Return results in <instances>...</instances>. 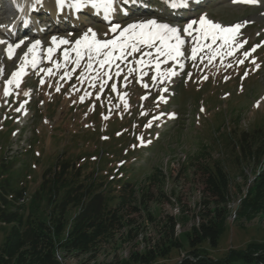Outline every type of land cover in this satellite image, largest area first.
<instances>
[{"label":"rangeland","instance_id":"obj_1","mask_svg":"<svg viewBox=\"0 0 264 264\" xmlns=\"http://www.w3.org/2000/svg\"><path fill=\"white\" fill-rule=\"evenodd\" d=\"M230 2L208 0L206 5L199 4L204 8L200 11L222 26L248 22L238 36V42L247 41L244 48L223 60L217 56L211 63L207 57L201 63L203 55L200 54L195 62L181 58L182 69L175 62L164 64L162 70L171 68L178 73L164 85L151 81L154 69H145L148 76L143 80L139 79V73L130 76L126 82L123 76L114 77L102 94L99 92V81L97 88L93 89L88 80L81 82L77 79L80 69L73 73L70 80H60L64 71L74 67L69 65L66 69H55L56 62L63 63L65 46H62L52 62L44 55L39 68L35 71L29 68L30 75L23 77L20 89L13 86V95L6 100L3 96L5 82L18 69H13V60L7 59L6 52L3 54L0 48V67L4 69L0 75V166L5 168L3 176L11 177L12 190H23L25 201L17 206L21 207L25 216L33 209V195L42 184L44 173L54 168L57 162L81 165L86 172L98 174V178L105 177L103 183L115 175L121 178L120 186L125 183L136 185L138 200L149 191L146 204L153 220L150 221L144 212L132 213L129 218L140 228L135 237L128 241L129 229L125 227L114 240L103 245L93 264H109L115 260L123 262L134 252L143 253L158 243L167 217H173L177 223L175 238L182 242V248L173 250L171 257L160 259L155 264H178L191 256L187 235L204 222V167L218 165L228 177L226 231L216 248H210L206 243L197 248H207L211 257L217 258L230 249H244L251 242L264 241V216L247 220L238 213L249 185L264 169L262 163L244 161L239 144L243 134L256 136L260 128L264 131V6L259 9L239 8L231 6ZM148 3L157 10L163 9V14L129 8L131 14L124 16L119 11L121 0H116V14L122 17L112 23L124 27L137 18L143 20L142 16L145 20L156 18L178 27L181 25L178 22L187 23L174 19L161 0H149ZM72 11L65 9L63 14L68 15L66 19L57 16V23H66L68 27L63 24L65 27L61 29L53 27L49 32L40 31L42 38L37 40L45 43L44 54L51 46L53 35L74 42L91 27L99 39H105L110 25H106L102 13L97 16L95 10L86 9L74 13L75 16ZM91 12L93 14H89ZM197 17L200 16H192L191 19ZM77 34L78 37H75ZM257 45L261 49L246 59L243 65L239 64V59L244 58L243 53ZM190 50L191 46H187V50L182 48L186 55H190ZM136 56L138 58L139 54ZM253 59L256 65L251 63ZM229 63L232 67H227ZM49 67L53 68L52 76L47 74ZM41 68L45 71H39ZM112 83L117 85L116 93L111 91ZM57 84L61 86L60 92L55 91ZM144 84L149 87L145 88ZM164 87L169 89L168 93L161 91ZM24 92L30 95L24 96ZM98 94L100 99L96 100ZM161 95L167 103H158ZM81 96L85 97L83 102ZM121 96H124V101H121ZM125 101L127 107L124 106ZM21 104L24 107L17 113L14 109ZM172 114L174 119L169 118ZM157 115L161 119L153 120ZM150 120H153V126L147 128ZM139 137L144 138L143 146ZM149 140L151 143H147ZM156 171L161 172L162 178L153 185L149 177ZM38 209L39 213L48 211L45 202H40ZM77 212L78 209H70L67 218L73 219ZM199 218L201 223L196 227ZM4 237L5 234H2L0 243ZM86 260L87 256L70 257L63 263L85 264Z\"/></svg>","mask_w":264,"mask_h":264},{"label":"trees","instance_id":"obj_2","mask_svg":"<svg viewBox=\"0 0 264 264\" xmlns=\"http://www.w3.org/2000/svg\"><path fill=\"white\" fill-rule=\"evenodd\" d=\"M239 144L244 161L253 160L264 165V131L261 128L256 136L243 134ZM4 171L1 165L0 237L2 234L5 237L0 243V264H65L64 259L81 256H87L85 264H93L103 245L114 240L125 227L129 229L127 240L135 237L140 228L129 218L132 213L144 212L150 221L153 220L146 204L149 191L138 200L136 185L120 186L121 178L115 175L103 183L105 177L98 178V174L86 172L85 167L65 161L57 162L44 173L42 184L33 195V209L25 216L17 206L23 190H12L11 177H4ZM160 178L161 172L156 171L149 181L158 184ZM203 185L204 222L199 226V218L196 226L199 227L187 235L191 256L178 264H264V241L251 242L244 249H230L217 258H212L207 248H197L204 243L213 249L218 246L226 231L228 216V177L222 168L205 166ZM111 187L114 188L111 190ZM40 202H45L47 213L37 212ZM70 209H78L71 220L67 218ZM238 213L247 220L264 216V169L249 185ZM165 224L158 243L143 253H132L126 261L115 260L109 264H155L171 257L173 250L182 248V242L175 238L177 223L174 218L167 217Z\"/></svg>","mask_w":264,"mask_h":264},{"label":"snow or ice","instance_id":"obj_3","mask_svg":"<svg viewBox=\"0 0 264 264\" xmlns=\"http://www.w3.org/2000/svg\"><path fill=\"white\" fill-rule=\"evenodd\" d=\"M44 3L45 0H34L31 11H38L43 7ZM54 3L59 14H62L65 9H72L74 13L92 9L95 10L94 14L97 16L102 13L103 19L109 23V32L105 33V39H99L98 34L91 27L83 31L81 37L74 42L66 37L59 38L53 35L50 39L51 46L47 47L45 53L47 60L52 62L57 51L62 46H65L62 52L63 63L56 62L55 69L59 71L66 69L69 65H74V67H71L70 71H64L60 76V80L65 78L70 80L73 73L80 69L81 73L77 79L81 82L88 80L90 87L93 89L97 88V81H99V92L101 94L104 87L114 77L120 78L123 76V79L127 81L130 76L139 73V79L143 80L145 76H148V71H145V69H154L155 74L150 77L151 81L158 85H164L166 81L177 76L178 73L171 68L162 70V65L175 62L182 69L184 64L180 62L181 58L195 62L197 61V56L201 53L204 54L200 57L201 63L204 62L205 57L210 63L217 56L223 60L225 57L233 56L236 51L244 48L247 43L246 40L242 43L238 42V36L241 28L248 22H244V24L236 23L233 26H222L207 18L206 14H201L199 19H190L182 28L167 22H160L156 18L135 21L121 27L120 24L112 23L114 15L118 11L116 0H54ZM121 3L123 7L119 11L124 16L131 14L129 8H139L148 12L158 11L163 14V9L157 10L153 5L146 3L145 0H121ZM161 3L173 15H180L183 12H195L197 10L196 6L201 4L202 0H161ZM231 3L256 5L257 0H231ZM19 10L23 11V8ZM29 23L30 21L28 20L24 21L25 28L28 27ZM109 36L111 38H108ZM218 41L220 42L219 44H217ZM24 43L25 39L23 38L14 44L6 39H0V45L6 46V57L9 60L13 59L16 51ZM188 44L192 45L190 55H186V51H182V48L187 50ZM69 45L71 46L70 48L67 47ZM259 47L260 45H257L250 51L244 52V58L239 59L238 63L243 65L245 60L252 56ZM41 48L42 42L40 40H35L27 48L22 62L18 65V70L13 72L11 77L5 82L3 96L6 100L13 95V86L17 90L20 89L22 78L28 74L27 70L29 68L36 69L41 63L42 57L40 51H38ZM136 54H139L138 58ZM129 57L133 59L129 60ZM251 63L256 65V60H251ZM133 65L137 67H133ZM227 67H232V64L229 63ZM39 71L43 72L45 69L41 68ZM46 71L49 76L53 75V68L49 67ZM3 72V67H0V75ZM245 76H247V73H245ZM204 79L207 80L208 78L205 76ZM41 84H43V80ZM144 87L148 88L149 85L144 84ZM60 90L61 86L57 84L55 91L60 92ZM111 91L113 93L117 92L116 83L111 84ZM161 91L168 93L169 89L164 87ZM15 94L20 95L19 92ZM23 95L28 96L30 93L24 92ZM87 95H91V93H87ZM84 99L85 97L81 96V102ZM95 99L99 100L100 95L98 94ZM120 99L121 101L125 100L124 96H121ZM144 99H147V97H144ZM159 102L167 103V100L161 95ZM124 106L127 107L126 101ZM23 107L24 105L21 104L14 110L19 113ZM169 118L174 119L175 115L172 114ZM104 119H107V117H104ZM160 119V115L153 117V120L158 121ZM153 120L146 124L147 128L153 126ZM138 139L141 142V146H143L144 138L139 137ZM147 143H151V141L149 140Z\"/></svg>","mask_w":264,"mask_h":264},{"label":"bare ground","instance_id":"obj_4","mask_svg":"<svg viewBox=\"0 0 264 264\" xmlns=\"http://www.w3.org/2000/svg\"><path fill=\"white\" fill-rule=\"evenodd\" d=\"M206 1H208V0H206ZM8 2H13V3H16V6H17V10L19 11V12H17V11H14V10H12V11H10V13L12 12V14L14 15V17H16V19H17V22L16 23H14V27H17L18 25H20V23H19V21H21V20H29L30 19V17H34L36 14H34V15H31V13H29V12H27L25 9H24V3H28V4H30V3H32L33 4V2H34V0H0V9H2L1 11H3V9H5V10H9L10 8L8 7V6H6V4L8 3ZM215 2V1H214ZM224 2V1H223ZM19 6H18V5ZM215 4V3H214ZM44 5H47V10H45V12H44V14H46L45 16H43L47 21H51V22H53V24H54V27H55V29L56 28H58L59 27V29H61L62 28V25H61V23H57V21H58V18H57V16H59L58 15V13H57V11H56V8H55V3H54V0H45V3H44ZM43 5V6H44ZM206 5V4H205ZM50 7V8H49ZM20 8H23V11H20L19 9ZM239 8H241L240 6H239ZM234 9H236V8H234ZM259 9V8H258ZM40 10V9H39ZM50 10H53V13H50V12H48V11H50ZM47 11V12H46ZM73 12V11H72ZM73 14H74V12H73ZM91 14V13H90ZM67 17V15H65V14H63L62 13V15H61V18H64L65 19V17ZM74 16V15H73ZM210 17V16H209ZM263 20V19H262ZM9 20L7 19V16H1L0 15V24H2V23H10V22H8ZM39 20H36V22H38ZM8 25V24H7ZM29 26H37L36 24H30L29 23ZM44 28V27H43ZM54 29V28H53ZM35 31V27L33 28V27H29L27 30L26 29H24V30H20L19 32H18V34H16V37H14V38H9V39H6V40H8L10 43H16V42H18L19 40H18V36H22L21 37V39L23 38V39H25V43H24V45L22 46V47H20L17 51H16V53H15V55H16V58L15 59H12L13 61H11L12 62V66H13V69L14 70H17L18 69V65L22 62L21 61V59H23V54L24 53H26V51H27V48L31 45V43H33L34 42V40H35V36L37 35L38 37L40 36V32H35L34 33V31ZM241 31H242V28H241V30H240V33H241ZM75 37H78V34L77 35H75ZM34 38V40H32ZM240 38V37H239ZM5 39V38H4ZM18 40V41H17ZM5 45H0V48L2 49V53L4 54L5 53Z\"/></svg>","mask_w":264,"mask_h":264},{"label":"water","instance_id":"obj_5","mask_svg":"<svg viewBox=\"0 0 264 264\" xmlns=\"http://www.w3.org/2000/svg\"><path fill=\"white\" fill-rule=\"evenodd\" d=\"M200 223H201V221H200Z\"/></svg>","mask_w":264,"mask_h":264},{"label":"built area","instance_id":"obj_6","mask_svg":"<svg viewBox=\"0 0 264 264\" xmlns=\"http://www.w3.org/2000/svg\"><path fill=\"white\" fill-rule=\"evenodd\" d=\"M188 258V257H187Z\"/></svg>","mask_w":264,"mask_h":264}]
</instances>
